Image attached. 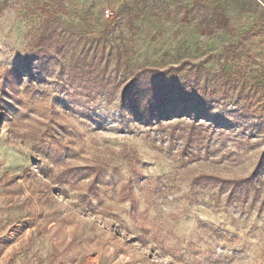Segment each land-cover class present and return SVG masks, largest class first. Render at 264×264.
<instances>
[{"label": "rangeland", "instance_id": "rangeland-1", "mask_svg": "<svg viewBox=\"0 0 264 264\" xmlns=\"http://www.w3.org/2000/svg\"><path fill=\"white\" fill-rule=\"evenodd\" d=\"M0 264H264V0H0Z\"/></svg>", "mask_w": 264, "mask_h": 264}, {"label": "trees", "instance_id": "trees-1", "mask_svg": "<svg viewBox=\"0 0 264 264\" xmlns=\"http://www.w3.org/2000/svg\"><path fill=\"white\" fill-rule=\"evenodd\" d=\"M147 72L156 73V72H159V70L158 69H153V68H144V69H142L140 71L141 74H145ZM250 181H253V179H251V178L238 179V180H230L228 182H232V184H233L234 187L243 188V187H247L249 185L248 182H250Z\"/></svg>", "mask_w": 264, "mask_h": 264}, {"label": "built area", "instance_id": "built-area-1", "mask_svg": "<svg viewBox=\"0 0 264 264\" xmlns=\"http://www.w3.org/2000/svg\"><path fill=\"white\" fill-rule=\"evenodd\" d=\"M107 14H108L109 16H113V15H114V12H113L112 10H107Z\"/></svg>", "mask_w": 264, "mask_h": 264}]
</instances>
